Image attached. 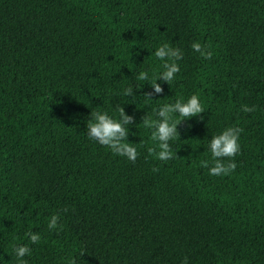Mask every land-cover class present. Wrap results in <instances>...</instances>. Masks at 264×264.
I'll return each instance as SVG.
<instances>
[{
	"label": "trees",
	"instance_id": "1",
	"mask_svg": "<svg viewBox=\"0 0 264 264\" xmlns=\"http://www.w3.org/2000/svg\"><path fill=\"white\" fill-rule=\"evenodd\" d=\"M165 43L180 71L148 98ZM193 94L203 119L178 125L173 159L149 155L142 117ZM117 105L135 117V163L87 135ZM228 127L243 129L237 167L209 175ZM20 245L27 264H264V0H0V264Z\"/></svg>",
	"mask_w": 264,
	"mask_h": 264
},
{
	"label": "clouds",
	"instance_id": "2",
	"mask_svg": "<svg viewBox=\"0 0 264 264\" xmlns=\"http://www.w3.org/2000/svg\"><path fill=\"white\" fill-rule=\"evenodd\" d=\"M192 49L204 59L212 58L213 53L210 50V46L206 47L199 42H194ZM155 56L163 61L162 68L164 71L151 83L150 86L153 91L143 93L148 98L164 92L161 84L157 82L158 80H162L168 85L175 80L176 74L180 71L177 61L183 59L182 51L167 43L156 49ZM136 78L143 81L149 80L148 73L144 71L140 72ZM139 89L141 88L136 90L138 91ZM136 93L132 87H128L124 90L123 95L131 97ZM241 108L245 113H250L255 110V106L249 107L248 105H242ZM116 111L119 114V119L109 116L107 112H91V118L87 124V135L89 139L95 140L99 144L109 148L114 154L126 157L135 163L140 153L132 143L126 142L129 141V125L134 123L135 117L126 114L124 107L120 105L116 106ZM153 111L157 119H153L147 115H144L141 119L143 126L146 129L152 130L151 139L158 142L156 147L148 149V153L154 158L166 162L174 157L169 142L180 138L178 125L182 121L189 120L192 117H200V119H203L201 114L205 112V108L199 97L193 94L187 101L178 99L174 103H166L159 107V109H154ZM175 114H179L180 119L175 118ZM242 131L243 129L240 127H228L222 133L211 138L209 147L213 164L209 167L208 160L200 162L201 167L209 169V175L227 176L235 171L237 167L235 157L241 151L239 138ZM157 147L159 149L158 151ZM225 159H227V163L224 162ZM153 171H158V169L154 168ZM64 211H67V209ZM59 220L60 216L58 214L52 215L48 223L49 230L62 229L63 225L59 224ZM29 239L33 244H39L41 237L39 233L33 232L29 234ZM31 251V248L27 245L14 246L17 264H27V261L23 258L26 255H31ZM84 252L81 253V256H83ZM70 264H76V260L72 259ZM182 264H188L187 257H185Z\"/></svg>",
	"mask_w": 264,
	"mask_h": 264
}]
</instances>
